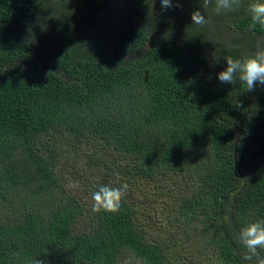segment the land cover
I'll return each mask as SVG.
<instances>
[{"label":"trees","instance_id":"trees-1","mask_svg":"<svg viewBox=\"0 0 264 264\" xmlns=\"http://www.w3.org/2000/svg\"><path fill=\"white\" fill-rule=\"evenodd\" d=\"M250 2L0 0V264H179L128 199L95 213L67 191L59 136L116 152L120 177L184 176L176 220L215 264H248L234 233L264 219V85L217 77L264 43Z\"/></svg>","mask_w":264,"mask_h":264},{"label":"rangeland","instance_id":"rangeland-1","mask_svg":"<svg viewBox=\"0 0 264 264\" xmlns=\"http://www.w3.org/2000/svg\"><path fill=\"white\" fill-rule=\"evenodd\" d=\"M59 140L58 170L68 192L91 207L92 193L100 185H127L124 198L136 207L140 226L152 239L167 247L174 262L188 264L191 248L198 250L197 258H202L200 264H215L212 252L204 249V235L196 234L197 227L176 220L178 200L187 187L184 176L170 174L159 181L120 177L119 169L123 168L125 160L116 152L98 142L76 143L65 136H59ZM125 260L129 261L127 257Z\"/></svg>","mask_w":264,"mask_h":264},{"label":"clouds","instance_id":"clouds-1","mask_svg":"<svg viewBox=\"0 0 264 264\" xmlns=\"http://www.w3.org/2000/svg\"><path fill=\"white\" fill-rule=\"evenodd\" d=\"M212 0H202V8H207ZM162 7H172V0H161ZM240 6V0H215L214 11L221 14L233 11ZM252 26H264V0H251L247 8ZM205 15L196 10L192 13V23L197 25L207 24ZM227 66L218 73V79L222 83L235 85L237 79L246 85L247 91H253L256 84L264 85V43L258 44L255 52L241 58L226 57ZM127 185L113 187L100 185L98 190L92 193V211L95 213L118 212L125 196ZM234 239L242 245V257L248 264H264V219L254 220L243 226L238 233H234ZM32 264H45L42 260H35Z\"/></svg>","mask_w":264,"mask_h":264}]
</instances>
